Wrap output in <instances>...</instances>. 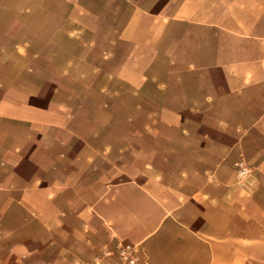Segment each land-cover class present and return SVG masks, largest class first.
Returning <instances> with one entry per match:
<instances>
[{
  "label": "crops",
  "instance_id": "1",
  "mask_svg": "<svg viewBox=\"0 0 264 264\" xmlns=\"http://www.w3.org/2000/svg\"><path fill=\"white\" fill-rule=\"evenodd\" d=\"M119 243L264 264V0H0V264Z\"/></svg>",
  "mask_w": 264,
  "mask_h": 264
},
{
  "label": "built area",
  "instance_id": "2",
  "mask_svg": "<svg viewBox=\"0 0 264 264\" xmlns=\"http://www.w3.org/2000/svg\"><path fill=\"white\" fill-rule=\"evenodd\" d=\"M238 176L240 179H244L247 177L249 173V168L244 161H239L236 163ZM117 253L119 257L122 259L121 264H136V256L133 254V248L130 246H126L122 243L117 245ZM106 255H113L112 251H107ZM115 264V263H112Z\"/></svg>",
  "mask_w": 264,
  "mask_h": 264
},
{
  "label": "rangeland",
  "instance_id": "3",
  "mask_svg": "<svg viewBox=\"0 0 264 264\" xmlns=\"http://www.w3.org/2000/svg\"><path fill=\"white\" fill-rule=\"evenodd\" d=\"M90 23H91V22H90ZM92 23H94V22H92ZM245 163H246V162H245ZM246 165H247V166H248V168H249V173H248V175H249V174H250V172H251L252 166H250V165H249V164H247V163H246ZM248 175H247V176H248ZM245 178H246V177H245Z\"/></svg>",
  "mask_w": 264,
  "mask_h": 264
}]
</instances>
